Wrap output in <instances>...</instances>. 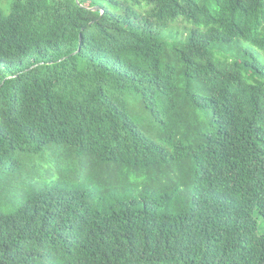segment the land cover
Masks as SVG:
<instances>
[{
    "label": "trees",
    "instance_id": "trees-1",
    "mask_svg": "<svg viewBox=\"0 0 264 264\" xmlns=\"http://www.w3.org/2000/svg\"><path fill=\"white\" fill-rule=\"evenodd\" d=\"M8 12L0 264H264V0Z\"/></svg>",
    "mask_w": 264,
    "mask_h": 264
},
{
    "label": "rangeland",
    "instance_id": "rangeland-1",
    "mask_svg": "<svg viewBox=\"0 0 264 264\" xmlns=\"http://www.w3.org/2000/svg\"><path fill=\"white\" fill-rule=\"evenodd\" d=\"M15 0H0V11L6 12V14H9V6L14 2ZM178 30H180L182 33H185L187 30H191L192 27L186 26L184 24H179L177 27ZM177 34V32H174ZM258 224H259V234L261 236H264V219L263 218H257Z\"/></svg>",
    "mask_w": 264,
    "mask_h": 264
},
{
    "label": "water",
    "instance_id": "water-1",
    "mask_svg": "<svg viewBox=\"0 0 264 264\" xmlns=\"http://www.w3.org/2000/svg\"><path fill=\"white\" fill-rule=\"evenodd\" d=\"M77 1V0H76ZM95 11H98V10H95Z\"/></svg>",
    "mask_w": 264,
    "mask_h": 264
}]
</instances>
